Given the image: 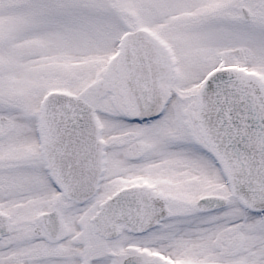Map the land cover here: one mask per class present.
Returning a JSON list of instances; mask_svg holds the SVG:
<instances>
[{
    "label": "snow or ice",
    "instance_id": "obj_1",
    "mask_svg": "<svg viewBox=\"0 0 264 264\" xmlns=\"http://www.w3.org/2000/svg\"><path fill=\"white\" fill-rule=\"evenodd\" d=\"M0 264H264V0H0Z\"/></svg>",
    "mask_w": 264,
    "mask_h": 264
}]
</instances>
